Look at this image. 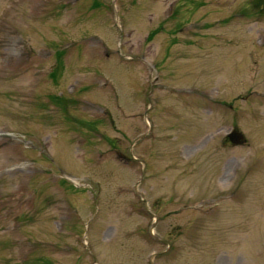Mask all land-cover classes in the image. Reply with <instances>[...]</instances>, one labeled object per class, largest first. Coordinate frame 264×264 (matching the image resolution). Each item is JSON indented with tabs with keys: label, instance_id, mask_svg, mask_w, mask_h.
<instances>
[{
	"label": "rangeland",
	"instance_id": "rangeland-1",
	"mask_svg": "<svg viewBox=\"0 0 264 264\" xmlns=\"http://www.w3.org/2000/svg\"><path fill=\"white\" fill-rule=\"evenodd\" d=\"M257 1L0 0V264H264Z\"/></svg>",
	"mask_w": 264,
	"mask_h": 264
},
{
	"label": "water",
	"instance_id": "water-1",
	"mask_svg": "<svg viewBox=\"0 0 264 264\" xmlns=\"http://www.w3.org/2000/svg\"><path fill=\"white\" fill-rule=\"evenodd\" d=\"M230 141L234 144L240 143L243 140V134L237 129L228 134Z\"/></svg>",
	"mask_w": 264,
	"mask_h": 264
},
{
	"label": "trees",
	"instance_id": "trees-1",
	"mask_svg": "<svg viewBox=\"0 0 264 264\" xmlns=\"http://www.w3.org/2000/svg\"><path fill=\"white\" fill-rule=\"evenodd\" d=\"M260 0H258L255 4H257ZM261 10H264L263 8H261Z\"/></svg>",
	"mask_w": 264,
	"mask_h": 264
}]
</instances>
